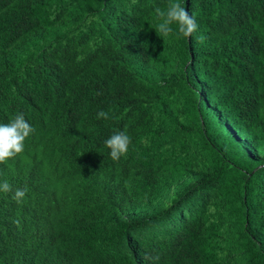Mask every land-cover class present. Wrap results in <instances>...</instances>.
Segmentation results:
<instances>
[{
  "label": "trees",
  "instance_id": "16d2710c",
  "mask_svg": "<svg viewBox=\"0 0 264 264\" xmlns=\"http://www.w3.org/2000/svg\"><path fill=\"white\" fill-rule=\"evenodd\" d=\"M168 2L0 0V123L35 129L0 164L28 188L0 264H264V0H179V39Z\"/></svg>",
  "mask_w": 264,
  "mask_h": 264
},
{
  "label": "clouds",
  "instance_id": "9594fccd",
  "mask_svg": "<svg viewBox=\"0 0 264 264\" xmlns=\"http://www.w3.org/2000/svg\"><path fill=\"white\" fill-rule=\"evenodd\" d=\"M155 16L158 20L157 31L165 38L174 32L173 25H175L177 39L190 38L198 28L195 18L189 14L179 0H169L166 10L156 8ZM199 39L203 42L204 37ZM96 118L107 120L109 113L100 110ZM34 131L35 129L22 112L16 113L8 123H0V164L7 163L10 159H15L17 155L21 154L24 151L25 141ZM104 144L110 150V158L114 162H119L128 153L131 137L126 131L116 130L105 140ZM27 192V186L14 190L9 181L4 180L0 183V193H11L12 199L18 204L23 202ZM145 259H150V257L146 256Z\"/></svg>",
  "mask_w": 264,
  "mask_h": 264
}]
</instances>
